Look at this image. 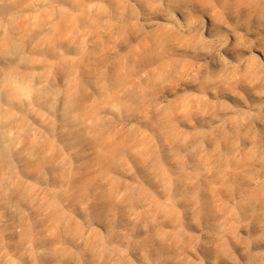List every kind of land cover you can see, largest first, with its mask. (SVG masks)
<instances>
[{
    "label": "rangeland",
    "instance_id": "rangeland-1",
    "mask_svg": "<svg viewBox=\"0 0 264 264\" xmlns=\"http://www.w3.org/2000/svg\"><path fill=\"white\" fill-rule=\"evenodd\" d=\"M0 264H264V0H0Z\"/></svg>",
    "mask_w": 264,
    "mask_h": 264
}]
</instances>
